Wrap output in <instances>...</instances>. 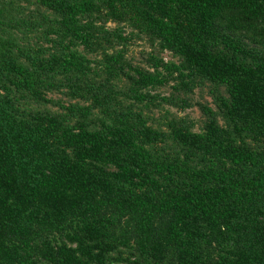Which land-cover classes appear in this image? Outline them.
I'll list each match as a JSON object with an SVG mask.
<instances>
[{
    "label": "trees",
    "instance_id": "trees-1",
    "mask_svg": "<svg viewBox=\"0 0 264 264\" xmlns=\"http://www.w3.org/2000/svg\"><path fill=\"white\" fill-rule=\"evenodd\" d=\"M0 264H264V0H0Z\"/></svg>",
    "mask_w": 264,
    "mask_h": 264
},
{
    "label": "rangeland",
    "instance_id": "rangeland-1",
    "mask_svg": "<svg viewBox=\"0 0 264 264\" xmlns=\"http://www.w3.org/2000/svg\"><path fill=\"white\" fill-rule=\"evenodd\" d=\"M139 50H141V48L136 47V46L134 47V52H138ZM186 113L189 114L191 119H193V120L197 121L198 118H199V112H198V110L196 108H194L193 110H188Z\"/></svg>",
    "mask_w": 264,
    "mask_h": 264
}]
</instances>
